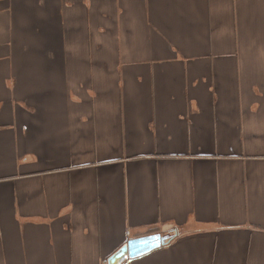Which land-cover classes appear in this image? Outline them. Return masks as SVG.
Wrapping results in <instances>:
<instances>
[{"label":"crops","instance_id":"0c3cea01","mask_svg":"<svg viewBox=\"0 0 264 264\" xmlns=\"http://www.w3.org/2000/svg\"><path fill=\"white\" fill-rule=\"evenodd\" d=\"M264 264V0H0V264Z\"/></svg>","mask_w":264,"mask_h":264},{"label":"water","instance_id":"95a60500","mask_svg":"<svg viewBox=\"0 0 264 264\" xmlns=\"http://www.w3.org/2000/svg\"><path fill=\"white\" fill-rule=\"evenodd\" d=\"M167 238L168 236L153 234L130 239L108 258L107 264H121L126 259L143 255L164 245Z\"/></svg>","mask_w":264,"mask_h":264},{"label":"rangeland","instance_id":"374dc122","mask_svg":"<svg viewBox=\"0 0 264 264\" xmlns=\"http://www.w3.org/2000/svg\"><path fill=\"white\" fill-rule=\"evenodd\" d=\"M169 236V235H168Z\"/></svg>","mask_w":264,"mask_h":264}]
</instances>
